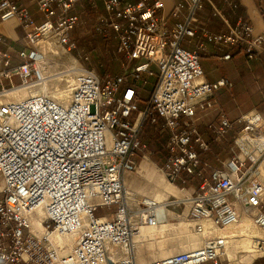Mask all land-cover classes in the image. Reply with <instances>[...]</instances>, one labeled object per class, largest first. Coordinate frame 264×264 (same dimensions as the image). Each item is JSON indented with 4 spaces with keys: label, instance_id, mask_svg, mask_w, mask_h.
<instances>
[{
    "label": "built area",
    "instance_id": "built-area-1",
    "mask_svg": "<svg viewBox=\"0 0 264 264\" xmlns=\"http://www.w3.org/2000/svg\"><path fill=\"white\" fill-rule=\"evenodd\" d=\"M33 1L40 23L16 0H0V25L21 17L26 33L17 51L20 61L13 64L12 44L0 32V42L8 44L0 49V76L11 79L3 93L47 86V42L68 53L76 47L70 37L80 20L74 8L82 0ZM90 1L95 29L116 39L124 70L101 77L80 64L72 69L67 98L46 90L0 102V264H221L235 238L231 229L247 224L256 230L255 258H264V119L257 112L241 117L238 149L224 167H213L196 148L210 149L199 129L200 114L216 107L217 88L231 84L206 79L201 53L207 42L227 48L224 59L234 48L253 59L264 50V31L243 16L229 23L223 13L238 6L234 0L221 7L216 0H177L167 13L163 0ZM206 4L227 22V33L203 27L199 11ZM199 29L205 40L194 49L185 46ZM75 58L89 56L78 51ZM155 75L141 109L143 84ZM147 123L168 135L170 156L162 169L167 178L186 191L192 180L201 181L162 204L139 193L130 196L125 184L126 172L136 169L148 148L142 138ZM234 123L221 114L208 128L221 140ZM247 134L244 150L238 139ZM170 212L188 219L202 243L140 261L135 235L143 225L166 221Z\"/></svg>",
    "mask_w": 264,
    "mask_h": 264
},
{
    "label": "crops",
    "instance_id": "crops-1",
    "mask_svg": "<svg viewBox=\"0 0 264 264\" xmlns=\"http://www.w3.org/2000/svg\"><path fill=\"white\" fill-rule=\"evenodd\" d=\"M16 1L21 7H24L32 12L33 19L36 23H40L43 20L42 13L37 9L33 0ZM163 1L165 4L164 11L167 13L172 9L174 3L177 0ZM234 1L238 2V6L236 8L227 7L224 9L223 13L224 16L228 19L229 23L235 24L238 17L243 16L246 19H249L254 24L257 31H264V0ZM223 3L224 0H216V5L219 7H221ZM79 4L74 8V11L79 6ZM160 12H162V10ZM199 17L203 27L208 31L227 33L229 30L227 22H225L224 19L220 17V15L214 12V9L210 4H206L205 7L199 11ZM0 32L5 36L6 42L12 44V48L14 50L11 53L12 63H18L20 60L17 56V51L24 48L26 41L23 19L21 17H17L8 22L2 23L0 25ZM203 40H205L203 30L199 29L194 36L187 37L184 40V44L188 48L194 49ZM7 48L8 44L0 42V49ZM227 52H229L227 48L221 47L213 42H207V50L201 53V63L205 72V77L208 81L213 82L224 78L231 82V84L222 85L215 90L214 98L216 100V107L200 114L201 118L199 129L204 135L205 139L209 142L210 149L207 151H203L198 146H196L197 151L199 152L203 160L208 161L213 167L219 168L224 167L227 161L234 155V150H236L237 148L235 138L242 130L241 127L245 125L244 121H239L241 117L251 112H257L264 119V50L260 51L257 57L253 59H248L242 48H234L230 50L231 57L228 59H224L223 55ZM62 58H64V56H62ZM1 68L5 69V66L2 65ZM14 77L12 78L13 81ZM156 80L157 76L155 75L147 77L146 82L150 81L151 85L153 86ZM10 84L11 79H9L8 77L0 76V96L3 95L1 94L3 93L2 88L9 87ZM25 91L26 92H24L22 96H26L28 94V90ZM17 96L20 95L17 94ZM148 100L147 102H143L142 104H140L139 101L140 108L142 106L143 109H145L147 107ZM221 114H225L235 123L233 128L230 129L221 140H218L215 134L209 130L208 124L217 122ZM146 126L147 128L155 127V125L151 123H147L145 127ZM145 133L146 132L143 130L142 138L145 142H147V135ZM243 155L244 153L242 154V156ZM125 184L128 187L126 176ZM134 193L142 194L140 191H136ZM134 193L132 194L135 195ZM170 194L177 197H183L187 194V192L183 190V194H181L180 196L176 195L175 193ZM151 196L152 195L147 197ZM167 196L162 194V200H165ZM175 216L176 215L174 213L170 212L167 223L163 226V229H160L159 232L172 228H180L186 231L191 223L188 221V226L183 225V223H181L180 221H184V219L181 218L177 223L173 222L171 219ZM247 228L250 227H246V229ZM233 229L235 228H232L231 232ZM235 231H237V228L235 229ZM237 233H239V231H237ZM198 235L202 234L196 233L194 236L185 237V247L187 248H184L182 250H189L191 248L199 246L200 238ZM238 240L239 239L236 238L237 246L232 245L233 248H231V250L229 249L231 261H228L224 264H257V262L261 260L255 258L257 254L253 255V253L244 250H242L243 253L241 254L237 253L239 252L237 248L239 246L238 243L240 242ZM158 241L159 240H157V242ZM193 242L195 243L193 244ZM137 253L139 254L138 258L140 261L152 259L151 256L145 255L144 252L139 251L138 247ZM171 253H167L166 255ZM205 264L215 263L207 262Z\"/></svg>",
    "mask_w": 264,
    "mask_h": 264
},
{
    "label": "rangeland",
    "instance_id": "rangeland-1",
    "mask_svg": "<svg viewBox=\"0 0 264 264\" xmlns=\"http://www.w3.org/2000/svg\"><path fill=\"white\" fill-rule=\"evenodd\" d=\"M89 24L90 23L88 21L86 22L84 19L83 23L79 25V27L75 30L74 33L78 37H85L90 42V45H92L97 35L93 32V27ZM78 51L83 52V50L79 47L78 49L76 48L72 49V51L69 52V54H71V58L65 59L64 56L63 59H61L55 66H51L49 70L46 72L48 76L47 78L49 80L48 86L50 85L49 89L52 90L54 94L60 95L63 91H65L66 94L69 93V89L71 88V83L74 78V73H73L74 69L65 70L61 73H56L59 72L60 70L67 69V67H69L67 65L73 64L75 65V68H77L78 65L83 64L87 67H90L89 63H92L93 64L92 68L95 67V69H97V67L94 66L95 63L92 56H89V59L85 61H77L75 55ZM99 54L101 56L108 55L106 53H102L101 51L99 52ZM104 68L106 70L107 67L104 66ZM68 71H71V74H67L69 73ZM51 73L52 75H49ZM14 81L18 82L19 78L14 77ZM151 86L152 85L150 81H147L146 83L143 84V92H142L143 96L142 99L140 100V104H142L143 102H147V100L149 99L151 94ZM40 87L41 86L37 85L31 88L28 87L25 90H31V89L36 90V89H40ZM25 90H21L19 93L16 92V94L19 95L24 94V92H26ZM1 94L3 95L0 97V102H4L5 100L11 98L16 99L18 97L17 95L14 94H9V95H6L4 93ZM141 109H143L142 106ZM144 131L146 132L145 134L147 135L145 136L147 138L146 143L148 144V148L138 157V165L136 169L126 172L125 176L128 183L127 189L132 193L136 191H140L142 193L141 195H145V196L153 195V193L155 192H161L163 195L166 196L168 195L167 198L171 196L170 193H172L174 188H180L186 191L187 189H185L183 185L180 184L178 185L170 181L167 178L164 171L162 170L163 169L162 164L164 163L166 158V152L164 149L165 142L162 140V137L166 135V132L160 131L158 127L147 128V126L145 127ZM205 175L206 176L208 175V170L205 171ZM199 181H200L199 179H194L190 182L189 185H187V187L191 189L189 190L190 192L193 191L194 188H196V186H198V184L201 183V181L200 182ZM189 191L186 192L189 193ZM109 210H111V208L100 209L101 212H106ZM180 218L188 221V219L184 217L183 218L180 217ZM180 218L174 217L171 220L177 223ZM241 226L237 228V231L244 229V227ZM160 229L163 228L154 229L152 232L160 231ZM179 229L172 228V229H166L161 232H155L156 234L151 235L155 238L153 239L148 238V240L140 241L138 243L139 251L144 252L145 255L151 256L152 259L154 257H163L167 253H171L173 251H174L173 253L180 252L182 249L187 248L185 247V241H184L185 237L194 236L197 232L192 228V225H190L186 231H184L183 229L180 230ZM234 230L235 229H233L232 231ZM152 232L150 233L152 234ZM198 236L200 238V244H201L203 240L202 237L203 235H198ZM157 240L159 241L157 242ZM194 243L195 242H193V244ZM238 245L239 246L237 250L239 252L237 253L241 254L243 253L242 249L244 248L241 242H239ZM231 248H233V246H230L229 249L231 250ZM182 251H187V250H182ZM222 257H223L222 264L231 261L230 255L224 254ZM259 259L261 260H259L257 264H264V258H259Z\"/></svg>",
    "mask_w": 264,
    "mask_h": 264
},
{
    "label": "trees",
    "instance_id": "trees-1",
    "mask_svg": "<svg viewBox=\"0 0 264 264\" xmlns=\"http://www.w3.org/2000/svg\"><path fill=\"white\" fill-rule=\"evenodd\" d=\"M79 16L80 20L75 28L71 31V41L76 44V49L81 48L84 53L88 54V56H92L94 59V63L97 67V72L101 75V77H106L109 75L120 74L124 70V65L126 62V58L123 54L119 53L117 50V41L112 35H105L99 33L95 29V19H96V11L93 8L92 2L90 0H82L79 6L75 10ZM88 20H87V19ZM89 22L93 27V32L97 35L96 39L93 41L92 45L85 37H78L75 35V30L83 23V21ZM264 45V42H263ZM106 53L108 55L101 56L99 52ZM89 66L92 67L93 64L89 63ZM106 66V70L104 68ZM95 68V67H94ZM243 128V127H241ZM167 134L162 137V140L166 142ZM164 149L166 152V158L162 167L165 165V162L170 156V153L166 149L164 144Z\"/></svg>",
    "mask_w": 264,
    "mask_h": 264
},
{
    "label": "bare ground",
    "instance_id": "bare-ground-1",
    "mask_svg": "<svg viewBox=\"0 0 264 264\" xmlns=\"http://www.w3.org/2000/svg\"><path fill=\"white\" fill-rule=\"evenodd\" d=\"M43 47H44V50L46 51V56L48 58L47 59V63H48V65L50 67L51 66H55L61 59H63L62 56H65V59L71 58V54H69L68 52H66L65 50H63V49H61V48H59L57 46H54L50 42H47L45 45H43ZM49 51H51V52H49ZM67 66H69V67H67V69L60 70L59 72H56V73H61V72L65 71V70H70V69L75 68V65H73V64H69ZM68 72L69 73H67V74H71V71H68ZM49 75H52V73L49 74ZM48 82H49V80L47 78V86L46 87L45 86H41L40 89L28 90V94H30L31 92L34 93V92H40V91H46V90H49V91L53 92L52 90L49 89L50 85L48 86ZM27 88L28 87L20 86V87L14 88L12 90H9L8 92H6L7 93L6 95H9V94L17 95L16 92L19 93L21 90H24V89H27ZM63 92L65 93V91H63ZM63 92L60 95H57V94H55V95L58 96V97H61V98L69 97L70 89H69V93L68 94H66V93L64 94ZM20 96H18L17 98L24 97V96H22V94H20ZM250 137H251V135L247 134L245 136L239 137V139H238V143L243 146L244 150H245V147H246V144H247V140ZM243 153H245V152H242V154ZM172 193H175L176 195L180 196L181 194H183V190L180 189V188H174ZM128 194L130 196H133L132 192H130L129 190H128ZM151 197L150 198L153 199V201H155L158 204H162L165 201V200H162V198H161L162 197V193L161 192H155V193H153V195ZM184 221H180V222L183 223V225L188 226V221H186V220H184ZM166 223H167V220L164 221V222H161L158 226H147V225L141 226L140 232L138 234H136L135 237H134V241H135L134 244H135L136 251H137L138 243L140 241H146V240H148V238H151V239L155 238V237H153L151 235L156 234L155 232H159V231H154V232H152V231L154 229L163 228V226ZM242 227H244L245 229L244 230H240L239 233H237V231H235V230L231 232V235H233L235 237L234 240H233V244L232 245L237 246V242H236V238H237V239H239L238 241L241 242V244H242V246L244 248L242 250L250 252V253H253V255L257 254L255 252V250L253 249V245H252V237L254 235H256V230L252 226H250L248 224L247 225H242ZM246 227H250V228L246 229ZM150 232H152V234ZM198 234H200V233H198ZM229 248H228V252H226L227 255H230ZM138 256H139V254H138Z\"/></svg>",
    "mask_w": 264,
    "mask_h": 264
}]
</instances>
